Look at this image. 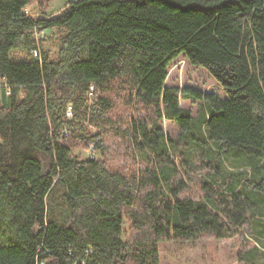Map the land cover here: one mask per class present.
<instances>
[{
  "label": "trees",
  "instance_id": "obj_1",
  "mask_svg": "<svg viewBox=\"0 0 264 264\" xmlns=\"http://www.w3.org/2000/svg\"><path fill=\"white\" fill-rule=\"evenodd\" d=\"M32 2L0 0V264H161L163 241L235 236L264 264V0ZM180 57L223 94L168 86Z\"/></svg>",
  "mask_w": 264,
  "mask_h": 264
},
{
  "label": "rangeland",
  "instance_id": "obj_2",
  "mask_svg": "<svg viewBox=\"0 0 264 264\" xmlns=\"http://www.w3.org/2000/svg\"><path fill=\"white\" fill-rule=\"evenodd\" d=\"M78 0H54L48 4L44 0H33L28 6L29 12L35 17L57 16L66 10L68 4ZM64 34L61 28L45 29L38 34L45 40V48L56 53V41ZM167 84L180 87L194 86L203 91H217L223 94V89L218 81L204 68H198L189 63L184 57H180L172 63L168 72ZM182 105L191 108L196 114L199 103L182 99ZM164 129L169 135L177 136L179 128L173 122L164 120ZM75 154L90 156L91 150L83 151L74 149ZM231 165V163H229ZM247 237L255 241V237L247 232ZM238 237L231 238H201L193 241H163L160 244L161 264H241L239 252L246 249L242 246ZM257 242V241H255Z\"/></svg>",
  "mask_w": 264,
  "mask_h": 264
},
{
  "label": "built area",
  "instance_id": "obj_3",
  "mask_svg": "<svg viewBox=\"0 0 264 264\" xmlns=\"http://www.w3.org/2000/svg\"><path fill=\"white\" fill-rule=\"evenodd\" d=\"M37 54H38V52L35 51L33 55L38 56ZM91 89H92V91L94 90L93 86ZM3 91H5L6 94L10 93V85L7 83V80L5 77L0 76V102H1L2 95H3ZM92 91H91V93H92ZM71 107L72 106L70 105L68 108V114L67 115L71 114ZM90 155L95 156L96 155L95 150L92 149L90 152ZM40 264H44V262L42 261Z\"/></svg>",
  "mask_w": 264,
  "mask_h": 264
}]
</instances>
